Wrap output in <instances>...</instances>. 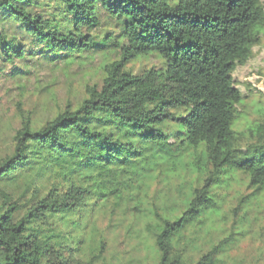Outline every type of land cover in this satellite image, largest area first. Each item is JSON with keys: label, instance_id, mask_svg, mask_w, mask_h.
<instances>
[{"label": "trees", "instance_id": "obj_1", "mask_svg": "<svg viewBox=\"0 0 264 264\" xmlns=\"http://www.w3.org/2000/svg\"><path fill=\"white\" fill-rule=\"evenodd\" d=\"M263 1L0 0V79L93 59L102 73L39 128L20 112L0 155V264H104L96 221L129 211L149 218L140 244L154 264H223L240 227L195 262L187 252L221 218L230 181L251 191L240 224L264 197V104L238 130L232 77L260 42ZM139 57L160 66L134 74ZM176 171L190 174L187 187L161 213L145 207L151 183Z\"/></svg>", "mask_w": 264, "mask_h": 264}, {"label": "rangeland", "instance_id": "obj_2", "mask_svg": "<svg viewBox=\"0 0 264 264\" xmlns=\"http://www.w3.org/2000/svg\"><path fill=\"white\" fill-rule=\"evenodd\" d=\"M104 20L103 17L101 21L104 23ZM93 60L86 67L74 65L64 72L52 74L49 70H42L18 81L0 79V155L11 150V138L20 127V112L30 117L34 126L39 128L68 103L76 106L85 97L87 86L100 83V59ZM153 66H160L155 57H139L132 60L127 69L139 74ZM232 77L243 97L241 119L237 125V129L241 130L256 119L257 108L264 104V27L251 57L233 71ZM189 179L190 174L185 171L163 172L151 183L145 207L157 208L161 213L163 200L170 195L177 197L185 183L187 187ZM219 192L222 216L205 228L208 233L199 235L195 245L187 252L190 260L195 262L231 228L240 227L244 236L223 264H264V197L254 201L249 208L248 219L240 224L243 209L237 204L241 197L251 192L246 187V180L239 176L229 182L228 188ZM148 220L145 216L135 217L131 211L125 214L119 212L111 219L100 216L96 224L105 239L104 264H154L144 244H140V235ZM146 256L148 259L144 260Z\"/></svg>", "mask_w": 264, "mask_h": 264}]
</instances>
